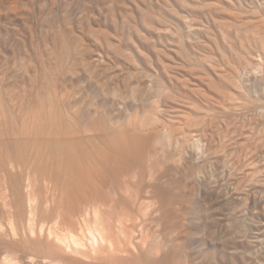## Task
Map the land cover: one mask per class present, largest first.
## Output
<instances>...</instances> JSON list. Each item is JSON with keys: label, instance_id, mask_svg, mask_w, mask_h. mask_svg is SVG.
Listing matches in <instances>:
<instances>
[{"label": "rangeland", "instance_id": "obj_1", "mask_svg": "<svg viewBox=\"0 0 264 264\" xmlns=\"http://www.w3.org/2000/svg\"><path fill=\"white\" fill-rule=\"evenodd\" d=\"M239 22L264 29V0H0L8 107L191 124L157 264H264L262 112L225 115L264 97V43L228 39Z\"/></svg>", "mask_w": 264, "mask_h": 264}, {"label": "bare ground", "instance_id": "obj_2", "mask_svg": "<svg viewBox=\"0 0 264 264\" xmlns=\"http://www.w3.org/2000/svg\"><path fill=\"white\" fill-rule=\"evenodd\" d=\"M239 24L225 26L228 39L264 43L263 28ZM251 99L225 115L261 111L264 139V97ZM37 102L0 98V264H157L191 124L114 125L63 97Z\"/></svg>", "mask_w": 264, "mask_h": 264}]
</instances>
